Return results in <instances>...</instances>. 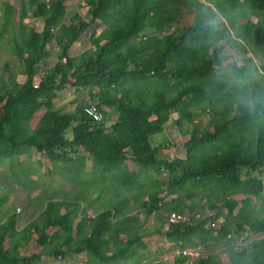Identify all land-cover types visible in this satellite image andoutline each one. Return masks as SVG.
I'll return each instance as SVG.
<instances>
[{
  "label": "trees",
  "instance_id": "obj_1",
  "mask_svg": "<svg viewBox=\"0 0 264 264\" xmlns=\"http://www.w3.org/2000/svg\"><path fill=\"white\" fill-rule=\"evenodd\" d=\"M13 1L0 0V43L10 33L8 51L25 66V81L19 83L9 63H4L0 164L7 162L12 171L15 166L20 169L21 157L35 150L46 157L53 172L78 182L89 157L93 175L109 182L114 200L86 219L78 217L84 192L65 194L58 201L52 193L38 217L20 233L15 230L16 214L10 216L0 225V264H38L45 256L64 259L75 251L86 253L87 264H128L146 248L141 230L147 218L161 211L163 190L191 202L197 198L204 203L199 205L201 212L214 211L219 226L200 220L194 226H172L156 233L181 250L230 244L228 264H264L263 239L235 245L240 238L246 241L264 232V216L256 215L264 212V206L252 208L264 191L257 175L264 173V81L258 90L236 80L228 83L220 71L223 64L237 76L250 70L219 44L225 41L243 51L241 42H246L256 53L253 31L258 26L243 22L239 15L244 7L264 18V0H207L212 7L200 0H79L85 14L75 12L69 19L68 2L76 0H17L19 9ZM27 1L34 2L30 11ZM184 12L193 15L191 24L174 29ZM25 19L41 24V29L25 24ZM96 22L104 29L90 36V47L69 55ZM52 44L57 62L42 69ZM260 70L264 74V64ZM35 78L40 80L36 88ZM68 88L86 90L87 104L72 111L57 107L59 93ZM90 105L101 113V121L94 122L85 113ZM110 110L116 112L111 121ZM173 114L181 136H188L185 159L160 158V147L151 143L168 127ZM195 114L217 119L203 128L198 123L189 126ZM127 162L138 170L127 168ZM147 170L167 174V179L146 176L141 187V174ZM198 185L209 191L197 194ZM122 192L132 193L130 207L129 196ZM4 202L1 197L0 205ZM174 202L178 204L171 208L182 212L185 204ZM187 208L191 210V205ZM229 234L232 237L227 239ZM33 235L39 252L22 254ZM6 240H10L8 247ZM221 254H206L190 264H222ZM187 262L178 255L153 264Z\"/></svg>",
  "mask_w": 264,
  "mask_h": 264
},
{
  "label": "rangeland",
  "instance_id": "obj_2",
  "mask_svg": "<svg viewBox=\"0 0 264 264\" xmlns=\"http://www.w3.org/2000/svg\"><path fill=\"white\" fill-rule=\"evenodd\" d=\"M202 2V0H201ZM33 1H27L26 7L27 11H30L33 6ZM12 4L19 9L18 1H13ZM80 4L79 0L76 1H69L68 7H69V13H68V19L74 15L75 12H79L82 15L85 14L86 8L85 6H78ZM0 11H1V5H0ZM193 15L189 14L188 12H185L183 16L179 19V23L177 25H174V29L176 28H182L186 27L191 24ZM68 19H65L63 22L68 23ZM24 23L30 26L36 27L37 30L41 29V24H35L33 21H29L28 19L24 20ZM104 28V25L101 23H94L92 24L80 37V39L76 42V44L72 47L70 50L69 55L71 56H77L78 54L84 52L89 48V38L91 35H97L101 29ZM151 33V32H150ZM9 35L10 33L6 34L3 37V43H0V76L2 74L3 65L4 63H9V67L12 70L14 74H16V78L19 83H24L25 81V74H24V65L21 63L18 58L14 55H12L8 48L10 46L9 41ZM223 44V42L221 43ZM250 45V44H249ZM226 48H223L225 50ZM49 58L45 62H41V68L42 69H50L52 68L56 62H57V55H56V47L54 44L51 45ZM226 63V62H225ZM221 73L227 75V81L228 83H232V81H240L244 82L247 89L253 88L256 89V86L259 83L260 78H262V75L260 73L252 72L250 74H246L244 76H237V74H234L230 68H228L227 63L223 64L221 66ZM264 81V79L262 80ZM261 81V82H262ZM261 84V83H260ZM88 102V95L87 91H76L74 88H68L64 90L63 92L59 93L58 98L55 100V104L57 107H60L62 111H72L78 106H84ZM108 112V120H114L116 117V112L114 110L107 111ZM197 116V117H196ZM195 118L191 119L192 124H197L200 126V128L206 127L209 123L214 121V118H212L209 115H202L198 114L194 115ZM173 120L170 123V126L165 130V132L156 135L154 138L151 139V143H153L155 146L160 147L159 148V155L168 160H172L175 158H181L186 154L185 152V141L186 138H183L179 134L178 127L176 126V123L178 121V118L176 115L173 114ZM108 121V126L111 124ZM188 122L189 126L191 123ZM193 127V126H192ZM66 137H71L70 131L66 133ZM168 144V145H167ZM161 145V146H160ZM162 145H165V149H161ZM34 152V160L32 158V161L29 162L25 161L23 158L20 159V162H22V166L20 169L17 168V166L14 167V170H10L11 166L7 162H3L0 164V198L5 197L7 201L11 202L10 208L15 209L16 207L20 208V214L25 215L24 211L26 213L31 212H38L41 210L45 205V198L50 196V194L54 193L59 189L60 187H69L71 185V182L68 180H65L62 177H59V175L55 174L53 172L52 166L46 159V157L35 150ZM90 166H92L91 161L87 163V171H90ZM127 168L130 169H137L136 167L132 165L126 164ZM23 171V172H21ZM25 175V176H24ZM89 177V173H86V175L83 177L86 179V177ZM149 176L151 179H157V180H166L167 174H161L157 175L153 170H147L145 173L141 174V187H145V177ZM59 177V178H58ZM20 182V183H19ZM96 182H100L98 175L92 174V179L89 181V184L83 188L82 192H85L84 190L86 188L89 189V196L91 199H93V196H97L100 194L98 190L94 191L92 187L96 184ZM106 182L104 186H107ZM65 189V188H64ZM101 190V189H99ZM92 193V194H91ZM112 188L110 186L107 187V192L104 191L102 197L104 201L100 204L101 207H106L111 201L110 199L114 200L112 196ZM88 195V194H87ZM122 196H129L130 202L128 205H131V202L133 204L134 199L132 193H126L122 192ZM121 197V192H120ZM11 198H15L14 201H11ZM107 198V200H106ZM199 202L197 198H194ZM99 202V200L96 202V204ZM94 203V206H96ZM202 204L198 203L197 207ZM23 205V208L22 206ZM1 206V205H0ZM264 206V194H262L258 199L254 200L253 202V209L259 210ZM7 207V205H3L2 209ZM223 212H225L223 210ZM18 213V215H20ZM20 215V217H21ZM258 217H263L264 212H260L256 214ZM163 218L159 213L154 214L152 220L146 224L145 231L152 232V239L149 241V246L147 249H143L140 252L144 254V257L149 261L145 264H153L154 262L162 261L166 256L170 254V252L173 250L172 247H175L176 245H172L165 237L163 238V235H160L156 233L157 230L161 231V228H164L163 225ZM155 231V232H154ZM162 232V231H161ZM259 239L260 236H256L255 238ZM219 245V244H218ZM230 244L225 245L223 242L218 246V249L226 250L229 247ZM206 252V250H205ZM153 259V260H152ZM247 259H250V255H247ZM152 260V261H151ZM191 262L188 261L186 264H190Z\"/></svg>",
  "mask_w": 264,
  "mask_h": 264
},
{
  "label": "crops",
  "instance_id": "obj_3",
  "mask_svg": "<svg viewBox=\"0 0 264 264\" xmlns=\"http://www.w3.org/2000/svg\"><path fill=\"white\" fill-rule=\"evenodd\" d=\"M202 2L206 3L207 0H205V1L202 0ZM207 5L212 7V4L209 3V2H208ZM242 9H243V11H241L239 16H241L243 18V22H245L246 20H250L255 25V27L258 26L253 31V32H255V35H254L253 39H254V44L256 43L255 47H257L256 53L253 52V48L254 47L251 44L249 45V43H246V42L245 43L241 42V46L243 48V51H241L238 48H230L229 45L227 43H225V41H219V44H220V46H222V51L223 52L227 53V55L231 56V58H235L236 61L238 60V64L239 65L248 66V68L250 70L249 74L252 73V72H256V73H260V75H262V78H260L259 83L256 86V90H258L257 88H259L261 80L264 79V74L260 70V65L264 64V18L263 17H259L258 18V17H255V16L251 15L248 12V10L245 9L244 7H242ZM218 20H219L220 23H226V21L223 18H218ZM64 23H66V22H64ZM103 29H101V31ZM234 37L235 36L233 35L232 38H234ZM234 39L238 40L237 38H234ZM222 42H223V44H221ZM223 48H226V49L223 50ZM199 115L200 114H198V116ZM172 117H173V115H171V119H170V122L168 124V127L170 126V123L173 120ZM193 118H195V117H193ZM216 119L217 118H214V121H212V122H215ZM165 130H164V132H165ZM154 137L155 136H153L152 138H154ZM182 137L183 138H185V137L188 138V136H182ZM187 138H186V140H187ZM152 145H153V147H157L153 143H152ZM165 148H166V146L162 145L161 149H165ZM159 151L160 150H158V154H159ZM33 152L34 151L32 150L28 156H22L21 158H23L27 162H29L30 160L32 161V158L34 160V153ZM185 152H186V150H185ZM186 156H187V154H184V156L181 157L180 159H185ZM159 157L162 158L160 155H159ZM87 158L88 159L85 162L84 170L79 176L81 178V180L78 181V182L69 180L71 182V185L69 187L64 186V187H60L59 189H57V191L54 192L55 193V198L57 199V201L59 199H62L65 194H71L74 191L75 192L76 191H83V188H85L89 184V181L92 179L93 167L90 166L91 170L87 171V169H88L87 163L90 161L89 157H87ZM166 160H168V159H166ZM127 164L128 165H132L130 162H127ZM135 170H137V169H135ZM86 173H89V177L87 176L86 179H84L83 177L86 175ZM55 174L59 175V177H62L65 180H67L64 176H62L60 174V172H55ZM96 175H98V174H96ZM257 175L263 181V185H264V173H258ZM99 180H100V182H96V184L92 187V189L94 191L98 190L100 192L99 195H97V196L94 195L93 199H91L90 196H89V193H90L89 189L86 188L84 190L85 192H88V195H86V193L84 192V198L80 202L81 211H80V213L78 215L79 218L80 217H84L86 219L93 218L100 210L104 209V206L101 207L100 204L104 201L102 195H103L104 191L107 192V187L109 186V182L107 180L104 182V178L103 177H99ZM106 182H108L107 186H104V184ZM197 187L198 188H196L195 192L197 194H199V195L200 194H205L206 192L209 191V188L203 189V188H201V185H198ZM99 189H101V190H99ZM263 194H264V191H263ZM159 197L162 199V201H160V202L163 204L164 210H172V211H174L171 207H175L178 204L177 202L173 203V201L177 200V201H181V203L185 204L184 209H183L182 212L196 213V212L203 211V210L200 209V207H197L198 203H200V202H197L195 199H194L195 202H191V201L187 200L185 197H183L182 195H171V194H168L166 190H163L162 193L159 195ZM232 197H234L235 199H240L241 198V196H232ZM14 199L15 198H11V201H14ZM98 200H99V202L96 204V202ZM106 200H107V198H106ZM94 203L96 204V206H94V208H93ZM5 204L7 205V207L2 209V206L5 205ZM202 204H204V203L202 202ZM202 204H200V205H202ZM11 205H12L11 202L7 201V199L5 198L4 204H2L0 206V225L5 223L10 216L16 214L15 230H16L17 233H20L29 223L34 221L38 217V215L41 213L40 210L37 213L36 212L26 213L24 211L25 215H23V214L21 215L19 213L21 215V217H20V215H18V213L16 212L17 209L20 212V208L16 207L15 209H13V208H10ZM131 205H132V202H131ZM131 205H128V207H130ZM190 205H191V210H189L187 208ZM21 206L23 208V205H21ZM44 207H45V205H44ZM159 215H160V213H159ZM153 216H154V214L151 215L149 218H147L144 221L143 229L141 230V232H145V237L143 238V242L146 244V248L145 249H147V247L149 246V241L152 239V234H151L152 232L145 231L146 224L149 223L152 220ZM142 218H143V214L140 215V219H142ZM76 224H77V221H76ZM163 225H164V222H163ZM161 231L164 232L165 231L164 228H161ZM73 232L74 231L71 232V235H73ZM81 236L84 237L85 233H82ZM255 237L256 236L246 240V243H248L252 239H256ZM163 238H164V236H163ZM35 239H36V236L33 235L31 240L29 241V243H27L25 245V247L22 249V251H21L22 254L31 255V254L39 252V249L36 246H34V240ZM257 239H259V238L257 237ZM169 242L173 245V243L171 241H169ZM9 243H10V240H6L4 245L6 247H8ZM207 245H208V243H207ZM219 245L218 244H210L209 243V245L206 246V244H205L206 254H217V253L222 252V254H221L222 264H228L227 255H228L229 251L223 250V249H218ZM140 251H139L138 257H135L136 260L134 258L133 260H129L127 263L128 264H135V263H137V264H145V263H147V261H149L150 259L147 260L144 257V254L141 253ZM138 259H139V262H138ZM87 260L88 259L86 257V253L84 251H75L74 253H72L71 255H69L67 257H65L64 259H61V258L54 259V258L45 256V257H43L41 259L40 262H38V264H87Z\"/></svg>",
  "mask_w": 264,
  "mask_h": 264
},
{
  "label": "built area",
  "instance_id": "obj_4",
  "mask_svg": "<svg viewBox=\"0 0 264 264\" xmlns=\"http://www.w3.org/2000/svg\"><path fill=\"white\" fill-rule=\"evenodd\" d=\"M81 6H84V3L81 2ZM39 79H34V87H38ZM85 113L94 121L99 122L102 119L101 113L95 108V106L90 105L87 106L84 109ZM158 207L161 209L159 212L160 215L163 218L164 222V230L168 229L172 226H188L192 225L194 226L198 221L200 220H207V224L211 227L218 228L219 222L215 219V212L206 209L204 212H196V213H189V212H177L172 210H164L163 204L161 202L158 203ZM17 213H19V210H16ZM254 236H260L261 239L264 240V232L260 233L258 235H253L250 238ZM232 234L227 235V239L231 238ZM249 238V239H250ZM246 241H244L242 238L238 239L235 243V245H243ZM172 251L168 256L164 258V262L172 260L175 256L182 255L185 256L188 261H192L198 257H201L203 255H206L205 252V245H197L194 247H187L181 250L179 247L175 246L172 247Z\"/></svg>",
  "mask_w": 264,
  "mask_h": 264
}]
</instances>
